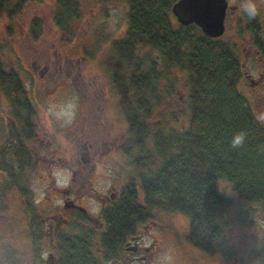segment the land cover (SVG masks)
<instances>
[{
  "label": "trees",
  "instance_id": "16d2710c",
  "mask_svg": "<svg viewBox=\"0 0 264 264\" xmlns=\"http://www.w3.org/2000/svg\"><path fill=\"white\" fill-rule=\"evenodd\" d=\"M27 1L0 0V19L10 22ZM174 1L125 0L126 26L110 40L102 65L125 124L120 152L129 174L101 212L102 232L83 227L79 212L57 233L51 247L54 264L117 259L124 242L140 223L153 219L157 208L186 215L187 241L207 254L224 252L226 257L223 239L229 220L224 207L229 198L219 189L220 180L242 200L264 209V123L238 89L239 51L225 38L206 36L194 23H179L171 12ZM255 2L260 7L262 0ZM80 14L78 0H55L52 20L60 42L71 40ZM262 24L257 15L248 18L247 29L264 59ZM6 32L12 33L8 24ZM41 32V18L31 17L28 36L37 40ZM172 69L186 76L187 116L179 126L161 118L174 115L165 106L173 90ZM0 84H10L11 113L23 117L25 127V117H32L35 107L20 76L1 60ZM238 135L243 140L233 146ZM17 156L14 168L3 163L0 153V172L5 174L0 176V264H45L43 216L24 179V167L30 164L24 145Z\"/></svg>",
  "mask_w": 264,
  "mask_h": 264
},
{
  "label": "rangeland",
  "instance_id": "374dc122",
  "mask_svg": "<svg viewBox=\"0 0 264 264\" xmlns=\"http://www.w3.org/2000/svg\"><path fill=\"white\" fill-rule=\"evenodd\" d=\"M54 2L29 0L10 22L0 19V60L20 74L35 107L34 117L40 126L38 139L44 143L45 133L52 140L47 145V153L39 151L33 155L23 175L43 216H49L63 203L60 189L70 182L73 195L86 214L99 218L98 196L110 190L118 191L128 177L129 167L121 155L101 153V144L92 142L88 149H81L71 146L69 140L85 129L88 123L84 119L88 121L96 111L97 117H106V121L101 120L110 134L120 141L125 136L124 120L102 61L110 53V40L119 37L126 26L127 4L125 0H78L81 14L73 22L71 40L60 42V33L52 20ZM33 16L42 20V32L37 40L27 34ZM225 18V30L219 37L234 43L239 51L242 76L238 89L264 123V60L248 51L247 37L243 38L247 31L243 30L238 11L229 9ZM260 20L264 26V15ZM7 24L11 34L6 32ZM172 74L173 90L165 98V106L175 118H161L171 126H179L187 116L186 76L179 69H172ZM83 79L92 88L86 93L85 109L80 95ZM95 92L98 98L94 97ZM5 103L0 96V104ZM72 167L76 168L74 174L70 172ZM217 185L229 198L224 207L229 220L223 239L226 257L224 252L207 254L187 241L186 215L157 208L152 220L138 225L140 244L148 246L145 253L149 264H264V209L242 200L227 181L220 180ZM93 223L96 226L97 219ZM43 228L47 229L44 224ZM101 230L97 228L96 234ZM52 240L46 235L43 258L52 251ZM106 264L114 263L109 260Z\"/></svg>",
  "mask_w": 264,
  "mask_h": 264
},
{
  "label": "flooded vegetation",
  "instance_id": "af4514ba",
  "mask_svg": "<svg viewBox=\"0 0 264 264\" xmlns=\"http://www.w3.org/2000/svg\"><path fill=\"white\" fill-rule=\"evenodd\" d=\"M237 4H229L227 1L226 13L225 17L228 14L229 9L235 8L240 14V18L243 20V30L247 31V34H243V38L247 37V41L249 43L248 51L255 53L260 59L264 60L260 55L258 48L253 44L252 35L250 31L247 29L248 18L245 13H243L241 9V5L245 2V0H237ZM258 17L261 18L264 15V0L259 5ZM226 19V18H225ZM242 31V30H241ZM241 33V32H240ZM263 35H261L262 39ZM43 66H46L45 64ZM5 69L7 67L5 66ZM13 69V68H11ZM20 76L19 72L16 69H13ZM21 78V77H20ZM22 80V79H21ZM23 83V82H22ZM84 88L80 91V95L82 98V103L84 101L83 109H85V99L87 96V92L92 90L90 83L88 80L83 79ZM10 87V88H9ZM7 89V90H6ZM100 89V88H99ZM26 90V88H25ZM93 90H97L93 88ZM8 91V93H7ZM27 93V91H26ZM97 93H94V97L98 98ZM9 95H14L10 84H6V86L0 84V96L5 100L6 103L4 105L0 104V117L2 119L1 128H0V153H3V158L5 164H11L14 168L18 166V156L21 145H24L27 153L30 155V164L32 162L33 155L37 153L43 152V154L48 151V143L52 142L51 138L44 133V137H47V140L43 143L42 139H38V134L40 131L39 122L37 117L34 115L32 117H25V127L20 122V118L23 117H14L12 112V106L9 102ZM28 96V93H27ZM92 97V98H94ZM31 101V100H30ZM32 105V102H31ZM14 111V109H13ZM97 111L87 119L85 123H88L84 130H81L78 133L77 137H71L69 140V144L74 148L80 147L82 149H88L89 146H92L93 143L101 144V153H113L119 154L122 157V153L120 152V140L118 137H114L108 130L105 129L103 121L101 119H105L106 117H97ZM47 131V130H46ZM49 131V130H48ZM47 131V132H48ZM25 132V133H24ZM125 132V131H124ZM48 134V133H47ZM124 134V133H123ZM25 141H22V140ZM99 141H98V140ZM104 144V145H103ZM103 145V146H102ZM82 157V156H81ZM2 157H0L1 159ZM42 159H45L44 157ZM10 161V162H9ZM95 165L91 164V168ZM76 168L72 167L70 172L74 174ZM5 174L1 171L0 176H4ZM61 192L63 194L62 199L63 203L59 206L58 209L49 214V216L42 217V223L47 228L45 234L49 236V238H54L57 233L75 216L76 213L84 214L83 219H79L80 224L83 227H91L92 229L97 230V228L104 229V221L101 217V212L106 204L111 202L114 198H116L118 191L110 190L107 194H102L98 196L100 201V208L98 216L96 218L94 215L86 214V209L76 201V196L73 195V190L71 189L70 182L61 187ZM97 219L98 224L95 226L93 221ZM101 230V232H102ZM141 233L137 229L136 232L128 237V239L124 242L123 250L121 255L117 259H112L111 261L114 264H149L146 259L145 251L148 250L147 245L140 244Z\"/></svg>",
  "mask_w": 264,
  "mask_h": 264
},
{
  "label": "water",
  "instance_id": "95a60500",
  "mask_svg": "<svg viewBox=\"0 0 264 264\" xmlns=\"http://www.w3.org/2000/svg\"><path fill=\"white\" fill-rule=\"evenodd\" d=\"M227 0H175L171 12L181 24H196L203 34L219 37L225 28ZM45 264H54V254L49 251Z\"/></svg>",
  "mask_w": 264,
  "mask_h": 264
},
{
  "label": "clouds",
  "instance_id": "9594fccd",
  "mask_svg": "<svg viewBox=\"0 0 264 264\" xmlns=\"http://www.w3.org/2000/svg\"><path fill=\"white\" fill-rule=\"evenodd\" d=\"M241 9L243 13L247 15L249 19L255 18L258 15L259 7L255 0H245V2L241 5ZM69 107H73V105H69ZM243 140L242 135H238L234 138L233 146L239 145Z\"/></svg>",
  "mask_w": 264,
  "mask_h": 264
}]
</instances>
